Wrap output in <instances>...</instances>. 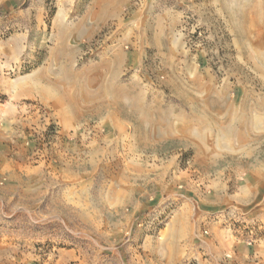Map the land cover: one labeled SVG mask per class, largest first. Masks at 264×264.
<instances>
[{"label": "rangeland", "instance_id": "1", "mask_svg": "<svg viewBox=\"0 0 264 264\" xmlns=\"http://www.w3.org/2000/svg\"><path fill=\"white\" fill-rule=\"evenodd\" d=\"M20 152L148 192L264 175V0H0V264L55 246L6 179Z\"/></svg>", "mask_w": 264, "mask_h": 264}, {"label": "crops", "instance_id": "2", "mask_svg": "<svg viewBox=\"0 0 264 264\" xmlns=\"http://www.w3.org/2000/svg\"><path fill=\"white\" fill-rule=\"evenodd\" d=\"M18 106L22 128L36 125L37 112ZM233 107L226 104L228 111ZM235 140L249 142L250 136ZM19 155L17 172L6 174L18 206L41 207L35 221L58 224L55 246L35 256V264H264V175L247 173L237 184L215 178L206 185L164 182L158 175L148 192L123 175L130 182L124 187L106 179L100 185V177L94 184L88 169L68 166L70 156L64 166L47 169L40 157L32 165L24 152ZM9 161L7 167H14ZM164 206L170 213L157 236L135 226L139 213Z\"/></svg>", "mask_w": 264, "mask_h": 264}, {"label": "built area", "instance_id": "3", "mask_svg": "<svg viewBox=\"0 0 264 264\" xmlns=\"http://www.w3.org/2000/svg\"><path fill=\"white\" fill-rule=\"evenodd\" d=\"M165 217L166 215H157L153 211V213H150L143 218L139 219L137 222L138 227L146 228L147 232L152 236H157L161 227L165 223ZM253 242V238L248 241V244H251Z\"/></svg>", "mask_w": 264, "mask_h": 264}]
</instances>
